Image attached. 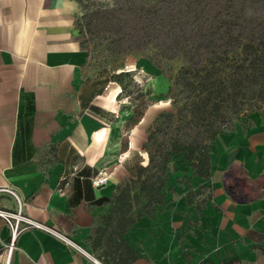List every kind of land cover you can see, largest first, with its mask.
<instances>
[{"label": "crops", "instance_id": "obj_1", "mask_svg": "<svg viewBox=\"0 0 264 264\" xmlns=\"http://www.w3.org/2000/svg\"><path fill=\"white\" fill-rule=\"evenodd\" d=\"M80 15L77 0H0V186L76 244L27 228L9 253L0 218V264L7 255L8 264H219L264 252V109L215 136L206 177L173 157L182 163L169 164L151 214L136 218L140 204L110 211L117 188L147 164L136 142L144 116L126 125L135 99L112 74L124 67L90 64ZM0 206L15 203L0 193Z\"/></svg>", "mask_w": 264, "mask_h": 264}, {"label": "trees", "instance_id": "obj_2", "mask_svg": "<svg viewBox=\"0 0 264 264\" xmlns=\"http://www.w3.org/2000/svg\"><path fill=\"white\" fill-rule=\"evenodd\" d=\"M239 22L234 30L235 23L221 17L188 39L191 42L186 46L182 64L173 76H167V94L176 103L174 91H185L189 109L187 112L177 109L181 124L175 128L170 125L168 116L174 115L169 111L150 129L147 141L152 148L148 144L144 148L147 164L141 165L135 177L117 188L111 212H127L140 204L137 218L163 205L169 162L176 154H183L194 174L206 177L211 142L218 133L233 127L242 110L240 100L247 96L259 103L257 107L264 106V16L251 15L248 21ZM124 72L128 71L114 75L120 85ZM143 113L135 108L128 122L137 123ZM236 260L219 264H234Z\"/></svg>", "mask_w": 264, "mask_h": 264}, {"label": "rangeland", "instance_id": "obj_3", "mask_svg": "<svg viewBox=\"0 0 264 264\" xmlns=\"http://www.w3.org/2000/svg\"><path fill=\"white\" fill-rule=\"evenodd\" d=\"M81 7L79 36L88 60L95 68L110 69L123 66L121 79L122 95L134 104L133 109L143 110L144 119L138 126L136 142L142 152L147 144V135L156 122L169 111L174 116L170 125L181 124L177 109L187 112L189 101L185 91H174L171 100L167 89H156L154 80L161 79L168 86L167 76H173L186 54V46L199 30L209 22L224 17L236 24L244 23L250 16H264V0H77ZM239 8V11L236 10ZM237 15L239 17L236 18ZM221 16V17H220ZM237 23H236V21ZM186 42V43H185ZM186 44V45H185ZM125 65V66H124ZM116 74V73H112ZM158 82V81H157ZM157 86V85H156ZM259 104V103H258ZM250 97L240 100V116L259 113L264 106ZM251 106V107H250ZM250 108H252L250 110ZM236 118V117H233ZM128 123L126 125H129ZM172 156L171 169L180 163ZM175 159H174V158ZM142 158V157H141ZM252 259H239L234 264H264V252Z\"/></svg>", "mask_w": 264, "mask_h": 264}, {"label": "built area", "instance_id": "obj_4", "mask_svg": "<svg viewBox=\"0 0 264 264\" xmlns=\"http://www.w3.org/2000/svg\"><path fill=\"white\" fill-rule=\"evenodd\" d=\"M105 177H93L92 183L93 184H99L104 180ZM0 193L7 194L11 198H13L15 207L13 209L11 208H5L0 206V218L3 219L5 224L8 226L10 230V242H9V253L11 251L14 239L24 229L27 228H40L45 230L46 232H49L50 234L60 238L61 240L76 246L74 242H72L67 236L62 234L61 232H58L51 226H48L44 223L38 222L29 216H27L23 212V206L24 202L20 199L16 191L10 187V186H0ZM9 263V256L7 255L5 261L3 264Z\"/></svg>", "mask_w": 264, "mask_h": 264}]
</instances>
